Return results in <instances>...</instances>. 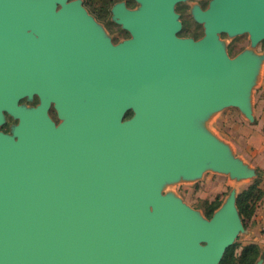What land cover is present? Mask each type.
<instances>
[{
    "label": "water",
    "instance_id": "water-1",
    "mask_svg": "<svg viewBox=\"0 0 264 264\" xmlns=\"http://www.w3.org/2000/svg\"><path fill=\"white\" fill-rule=\"evenodd\" d=\"M136 1L113 6L132 35L113 44L79 1L0 0V127L20 120L0 129V264H221L250 234L236 190L208 219L160 187L208 166L255 176L194 126L229 104L252 117L259 60L230 58L219 35L264 39V0H214L200 41L178 36L181 0Z\"/></svg>",
    "mask_w": 264,
    "mask_h": 264
},
{
    "label": "rangeland",
    "instance_id": "rangeland-1",
    "mask_svg": "<svg viewBox=\"0 0 264 264\" xmlns=\"http://www.w3.org/2000/svg\"><path fill=\"white\" fill-rule=\"evenodd\" d=\"M76 1L84 6L92 19L93 29L103 38L113 44H119L132 37L131 33L119 22L112 9L109 14L100 10L103 0H96L94 4L87 0H70V2ZM213 1L181 0L175 5V12L181 23L178 32L180 38L200 41L205 37V24L198 19V13L207 11ZM117 3L124 4L130 10L138 9L141 6L136 0H120L115 4ZM219 41L230 58L249 54L259 60L257 74L249 94L252 117H249L240 107L229 104L206 115L195 124L194 128L203 129L227 146L236 157L255 170V176L251 179L238 180L228 173L219 172L208 166L200 176L166 181L160 187L163 195L180 199L208 219H210L206 215L208 203L219 199L222 205L232 190H236L237 196H239L244 189L256 181H259L262 188L264 187V39L253 42L249 32L238 34L222 32L219 35ZM40 102V97L36 95L31 99L28 97L22 99L20 106L30 110L38 107ZM49 115L56 124L59 125L63 122L54 104L49 109ZM133 115L134 113L131 111L125 118H130ZM19 123L18 117L6 111L0 129L13 135ZM258 208H260V202L252 219L242 216L238 208L246 232L255 226L257 221L255 217H259L262 212ZM247 236L246 233L240 232L230 246V248H235L236 254H240L246 246L245 244L249 241Z\"/></svg>",
    "mask_w": 264,
    "mask_h": 264
},
{
    "label": "trees",
    "instance_id": "trees-1",
    "mask_svg": "<svg viewBox=\"0 0 264 264\" xmlns=\"http://www.w3.org/2000/svg\"><path fill=\"white\" fill-rule=\"evenodd\" d=\"M89 3L94 4L96 0H87ZM119 0H103L101 2V11L105 14L111 13V7ZM264 197V189L260 186L259 181L247 189H244L238 196L237 206L242 216L252 219L257 211L259 202ZM206 215L211 218L220 205L219 199L208 203ZM264 258L259 245L251 243L246 245L240 254L235 253V248H229L221 262V264H256L260 259Z\"/></svg>",
    "mask_w": 264,
    "mask_h": 264
},
{
    "label": "crops",
    "instance_id": "crops-1",
    "mask_svg": "<svg viewBox=\"0 0 264 264\" xmlns=\"http://www.w3.org/2000/svg\"><path fill=\"white\" fill-rule=\"evenodd\" d=\"M258 209L262 212L259 217H255V220L257 221L255 222V226L250 229V234L247 236L249 241L245 245L255 243L260 246L262 252L264 253V197L260 201V208ZM262 259L264 264V258Z\"/></svg>",
    "mask_w": 264,
    "mask_h": 264
},
{
    "label": "flooded vegetation",
    "instance_id": "flooded-vegetation-1",
    "mask_svg": "<svg viewBox=\"0 0 264 264\" xmlns=\"http://www.w3.org/2000/svg\"><path fill=\"white\" fill-rule=\"evenodd\" d=\"M120 1V0H119Z\"/></svg>",
    "mask_w": 264,
    "mask_h": 264
}]
</instances>
